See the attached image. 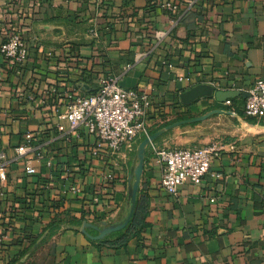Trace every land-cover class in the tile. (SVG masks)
<instances>
[{
	"label": "crops",
	"instance_id": "1",
	"mask_svg": "<svg viewBox=\"0 0 264 264\" xmlns=\"http://www.w3.org/2000/svg\"><path fill=\"white\" fill-rule=\"evenodd\" d=\"M165 2L179 12L169 17ZM7 29L21 31L28 57L10 69L0 55V264H264V119L240 115L245 91L264 80V0H0V47ZM111 79L149 101L147 135L88 159L84 133L54 125L68 130L57 117L71 100ZM213 83L234 86L229 106L180 103ZM27 133L34 154L19 158ZM196 145L218 149L208 173L165 194L151 147ZM136 183L145 226L118 246Z\"/></svg>",
	"mask_w": 264,
	"mask_h": 264
},
{
	"label": "built area",
	"instance_id": "2",
	"mask_svg": "<svg viewBox=\"0 0 264 264\" xmlns=\"http://www.w3.org/2000/svg\"><path fill=\"white\" fill-rule=\"evenodd\" d=\"M163 6L169 17L176 15L180 9L178 5L170 2H165ZM90 33L96 37L95 31ZM165 36V33H158L155 38L160 42ZM0 55L7 61L10 69H20L26 63L28 50L19 29H7L0 47ZM143 56L145 54L137 56L135 60L138 61ZM210 86L215 92H223L222 87L216 83ZM228 88L231 92L235 91L234 86ZM245 96L244 116L255 120L264 119V80H256L245 91ZM225 105L229 106L230 101H225ZM41 106L45 109L49 107L45 100L41 101ZM149 107V101L139 91L121 88L116 79L103 80L94 93L75 96L67 105L66 113L57 117L58 120L64 119L67 122L68 130L59 123L54 125V129L59 133L83 132L89 140L86 150L88 159L114 158L122 150L131 149L141 136L147 135L146 119ZM23 138L24 144L16 149L17 157L33 156V136L27 133ZM151 149L161 169L159 186L165 194L172 197H176L186 183L199 186L213 160L218 157V149L208 145L188 148L152 146ZM6 162V155L0 148L1 170ZM46 165L51 168V161L48 160ZM27 166H32V162L28 161ZM5 180V174L1 173L0 183ZM70 191L77 196L81 195L78 183L73 185ZM209 202L214 203L215 199Z\"/></svg>",
	"mask_w": 264,
	"mask_h": 264
},
{
	"label": "water",
	"instance_id": "3",
	"mask_svg": "<svg viewBox=\"0 0 264 264\" xmlns=\"http://www.w3.org/2000/svg\"><path fill=\"white\" fill-rule=\"evenodd\" d=\"M238 94L236 92H215L214 89L211 86L208 85H198L186 92H183L179 96L180 103L183 106H190L193 103H195L197 100L202 98H212L214 97L216 100H218L221 103H224L225 101L235 98ZM153 141V138L146 139L140 146L139 150V159H140V166L135 172L136 179L139 178V175L141 173V163H142V154H143V148L145 145L151 143ZM137 193V183L134 185V189L132 191V203L135 204V196ZM133 209L131 210V215L129 216V219L127 220L126 224L129 222L130 218L132 217ZM125 224V226H126ZM123 227L116 229L115 231H118L122 229ZM103 236V235H101Z\"/></svg>",
	"mask_w": 264,
	"mask_h": 264
},
{
	"label": "trees",
	"instance_id": "4",
	"mask_svg": "<svg viewBox=\"0 0 264 264\" xmlns=\"http://www.w3.org/2000/svg\"><path fill=\"white\" fill-rule=\"evenodd\" d=\"M233 100L234 99H231L229 101L232 102ZM240 115L244 116V114H240ZM248 121L254 122L253 119H249ZM146 215H147V202L146 200L138 197L129 224L123 231L116 234L117 239L114 243L118 246H124L126 245V243H128L130 239L136 237L139 233V230L145 226Z\"/></svg>",
	"mask_w": 264,
	"mask_h": 264
},
{
	"label": "rangeland",
	"instance_id": "5",
	"mask_svg": "<svg viewBox=\"0 0 264 264\" xmlns=\"http://www.w3.org/2000/svg\"><path fill=\"white\" fill-rule=\"evenodd\" d=\"M196 146H198V147H199V146H202V145H196Z\"/></svg>",
	"mask_w": 264,
	"mask_h": 264
}]
</instances>
